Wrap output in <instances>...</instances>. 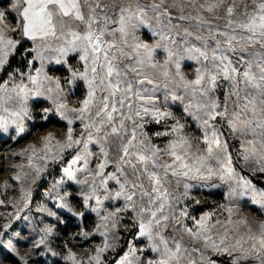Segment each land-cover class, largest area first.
<instances>
[{"label": "rangeland", "instance_id": "rangeland-1", "mask_svg": "<svg viewBox=\"0 0 264 264\" xmlns=\"http://www.w3.org/2000/svg\"><path fill=\"white\" fill-rule=\"evenodd\" d=\"M101 2L105 5L108 14L112 15L116 10L113 0H101ZM120 2L121 0H115L116 4ZM139 3L145 6L158 4L159 8L155 11L151 7L148 8L145 16L148 26H141L134 35H129L128 43L140 42L154 49L153 63L156 67L154 69L146 67L145 71L158 85V90L154 93L158 98L156 106L169 111L171 118L156 123L150 115L144 116L141 121L133 114V119L142 124V127L136 128V131L142 134L141 138L146 137L152 146L163 151L169 142L175 139L171 129L178 121L183 126V135L193 145L192 151L206 155L207 145L203 142L204 131L201 122L194 120L185 111L184 103L179 99L172 101L170 95L171 92H176L183 96V89L177 87L180 77L187 80L195 79L196 70L201 67L200 63L188 58L184 52V41H188L189 46H201L202 41L195 40L194 37L202 35L209 41L211 47H215L214 39L222 38L209 36L206 29L223 30L227 9L230 6L234 8L232 18H242L241 13L245 6L251 8V0H139ZM22 7V2L18 3V0H0V12L5 14L0 21V28H3L9 39L17 42L8 63L0 69V84L8 82L9 88L13 83H28L26 79L29 71L28 61L35 55L31 49L40 44V41L27 40L22 35V28L18 23L21 19L19 12ZM164 12L169 13L172 24L179 23L189 27L192 37L185 36L182 31L179 36H175L173 30L177 43L172 44L160 40L159 36H154L153 29L159 30L162 27L167 31L170 26L169 17L163 15ZM157 13L160 14L159 20ZM180 16L201 17L206 23L198 30L195 19L181 21ZM113 27L116 25L109 24V28ZM116 38L119 39L118 34ZM157 44L160 46L157 47ZM165 45L179 56L178 70L175 64L176 57L169 60ZM221 47L224 45L221 44ZM255 47L258 48L259 45ZM66 60L67 63L59 65L45 63L44 72L50 78L49 86L53 92L45 93L41 97L29 98L28 115L22 120V131L18 130L16 125H10L7 130L0 128V264H72L66 259L69 252L75 256L77 262L88 261L96 254L97 248L104 246L105 238L113 246L102 253L101 264H127L125 256L129 255L132 249L135 250V256L130 257L133 264H147L149 259L156 258V253L152 251L151 244L145 237H139V224L142 219H147L146 215L139 214V208L146 201L140 200L138 194L133 201H126L123 197L105 199L109 192L115 196L120 190L115 180H108L106 185L98 187L94 195L86 201L79 194L82 190L81 186L64 175V169L71 165V161L77 155L83 158L87 153H91L87 157L88 168L95 172L96 165L102 159L101 144L109 149L110 159L115 156L113 146L115 138L110 137L109 143L105 144L102 137L106 129L101 128L100 131H96V124L100 120V117L95 115L96 107L91 109V113L84 121L79 118L78 110L87 96V85L80 79L70 83L72 75L69 68L82 72L84 65L79 60L78 53H71ZM119 62L130 63L125 58H121ZM40 66L39 60L34 61L33 74ZM164 71L169 73L167 80L161 75ZM21 73L25 74L23 79ZM57 83L59 91H57ZM146 86L152 87V85ZM228 91L229 83L221 78L218 81L215 97L221 102L218 111L222 113L225 111L223 103ZM102 95L103 93L100 92L96 94L97 106ZM166 95H168L167 101ZM57 97L67 105L65 110L67 119L62 118L55 109L53 101ZM232 99L234 100L235 97ZM45 109L49 111L45 113ZM71 109L77 111L72 112ZM125 111L127 112L126 109ZM232 111L233 106L229 102L227 114L217 116L210 121L222 134L221 142H226L228 145L226 154L213 145L214 155L220 156L225 165L232 169V177L221 180L220 176L223 173L213 162V168L217 169L216 174L208 179L188 180L187 183L191 187L187 197L182 195L183 184L179 187L174 182L164 185L169 192L181 198L178 202L173 201L170 208H166L168 215L174 216L175 219L167 223L163 235L169 239L170 246L174 247L172 237H175L189 249L201 248L206 259L201 261L199 257H194L197 264H233V258L239 256V251L236 249H232V255L211 249L205 250L201 242L192 239L189 232L199 231L197 222L204 216L208 217V235H211L217 243L222 238L226 245L234 244L241 237L247 241L243 244L242 250L246 252L248 258L240 259L238 264H260L256 252L251 248L254 242L248 241L247 237L250 234L259 235L258 226L264 223V195H262L264 171L259 170L255 157L251 156V146L246 142L253 137L233 133L229 127ZM45 115L47 119L44 118ZM68 119L73 121L71 125L68 124ZM118 119L119 117L117 122ZM85 122L88 123V128L84 127ZM125 123L130 133L133 121ZM69 127L72 129L73 139L80 140L81 143L65 149L58 159H49L45 164L39 158L43 155L40 149L44 147V139L51 136L53 144L56 141L64 142ZM165 132L170 134L157 135ZM89 141H98V143ZM33 148L37 149L36 153H33ZM256 150L258 155L264 153V149L259 144L256 145ZM245 156H249L250 159L246 161ZM168 160V157H162V161ZM37 166L43 167L44 171L37 174L35 171ZM83 166L84 160L81 159L77 165H72V169L75 171ZM125 172L130 174V167H126ZM104 174L105 178L111 174L118 175L116 163H110L104 169ZM76 175L83 178V174L79 172ZM57 181H62L59 191L53 188ZM144 183L147 186L146 179ZM61 196L65 199L61 200ZM97 199L102 203L97 204ZM62 204H67L68 207H62ZM126 204L129 205L127 208H125ZM69 207L72 211L68 210ZM181 212H186L187 215H181ZM102 216H107V221L102 220ZM113 223L116 225L115 228L112 227ZM249 228L252 230L251 233ZM101 233H106V237ZM42 238L43 243L40 242ZM257 250H259L258 244ZM183 264H187V259Z\"/></svg>", "mask_w": 264, "mask_h": 264}, {"label": "snow or ice", "instance_id": "snow-or-ice-1", "mask_svg": "<svg viewBox=\"0 0 264 264\" xmlns=\"http://www.w3.org/2000/svg\"><path fill=\"white\" fill-rule=\"evenodd\" d=\"M20 2L23 7L19 12L21 19L18 23L22 28V35L27 40L40 41V44L31 49L35 55L28 61L29 71L26 75L28 83H13L10 88L7 86L8 82L0 84V113H3L0 115V128L7 130L10 125H16L18 130L22 131V120L28 115L29 98L41 97L45 93L53 92L49 86L50 78L44 72L45 63L65 64L66 58L71 53H78L79 60L84 65L83 71L77 72L69 68L72 75V80L69 82L80 79L87 85V96L78 110L79 118L84 121L91 113V109L96 107L95 115L100 117L96 131H100L101 128L106 129L102 137L105 144L109 143L110 137L115 138L113 141L115 156L110 159L109 149L101 144L102 159L96 165L95 172L88 168L87 157L91 153H87L83 158L77 155L71 161V165L64 169V175L81 186L82 190L79 194L86 201L94 195L98 187L106 185L108 180H115L120 190L115 196L109 192L105 199L123 197L126 201H133L138 194L140 200L146 201L139 208V214L147 216V219H142L139 224V237H145L150 242L152 251L156 253V258L149 259L147 264H183L185 259L187 264H197L194 257H199L201 261L205 260L201 248L189 249L175 237H172L174 247L170 246L169 239L163 235L167 223L175 219L174 216L168 215L166 208H170L173 201L178 202L181 198L169 192L164 185L174 182L179 187L183 184L182 195L187 197L191 187L187 183L188 180L211 178L216 174L217 169L223 173L220 176L221 180L232 177V169L225 165L220 156L214 155L213 145L225 154L228 145L226 142H221L222 134L210 122L217 116L227 114L229 102L233 106L229 127L233 133L253 137L246 142L251 146V156L255 157L259 170L264 171V153L258 155L256 150L257 144L264 149V0H251V8L245 6L241 13L242 18L238 19L232 18L234 8L228 7L224 29H206L209 36L222 38L214 39L215 47H211L209 41L202 35L194 37L195 40L202 41L201 46H189L188 41H184V52L188 58L200 63L201 67L197 68L195 79L187 80L180 77L177 87L183 89V96L176 92H171L170 95L172 101L179 99L184 103L185 111L194 120L201 122L204 131L203 142L207 145L206 155L192 151L193 145L183 135V126L178 121L171 129L175 139L170 141L163 151L152 146L146 137L141 138L142 134L136 131V128L142 127V124L133 119V114L141 121L144 116L150 115L156 123L171 118L169 111L156 106L158 98L154 93L158 90V85L145 71L146 67L153 69L156 67L153 63L154 49L140 42L128 43L129 35H134L141 26H148L145 19L148 8L151 7L155 11L159 8L158 4L145 6L141 5L139 0H121L116 4L113 0L116 10L109 15L101 0H18V3ZM208 10L210 11L211 8ZM4 15L0 12V21L3 20ZM159 15L157 13V20ZM163 15L169 17L170 26L167 31L162 27L159 30L153 29L154 36H159L160 40L172 44L177 43L175 36H179L181 31L185 36L192 37L189 27L179 23L172 24V18L167 12ZM179 19L181 21L195 19L198 30L206 23L201 17L180 16ZM109 24H115L116 27L109 28ZM117 34L119 39L116 38ZM221 44L224 47H221ZM256 45L259 47H255ZM16 46L17 42L9 39L3 28H0V69L8 63ZM159 46L157 44V47ZM164 47L169 60L176 57L175 64L178 70L179 56L167 45ZM121 58H125L130 63H120ZM36 60L40 61L41 66L36 68L33 74L32 69ZM167 62L166 60L165 63ZM161 75L167 80L169 73L164 71ZM24 76L25 74L21 73L22 79ZM221 78L229 83V91L223 103L225 110L223 113L218 111L221 102L215 97L218 81ZM146 85L152 87L148 88ZM57 91H59L58 83ZM97 92L103 93L99 106L96 105ZM167 99L168 95L165 96L166 101ZM53 103L60 116L67 119L66 103L61 102L59 97ZM48 111L45 109V113ZM70 111L76 112L77 109ZM117 117H119L118 122ZM44 118L47 119V116L45 115ZM126 121H133L130 133ZM72 122L68 119L69 125ZM84 127H89L87 122L84 123ZM169 134L157 133V135ZM52 141L53 137H46L44 147L40 149L43 155L39 158L45 164L49 159H58L65 149L81 143L80 140L73 139L71 127L64 142L56 141L53 144ZM89 142L98 143V141ZM32 151L36 153L37 149L33 148ZM165 156L169 158L168 161H162V157ZM81 159L84 160V166L73 171L72 165H77ZM244 159L247 161L250 157L245 156ZM29 162L32 163L31 156ZM113 162L116 163L118 175L111 174L105 178L104 169ZM213 162L217 169L213 168ZM126 167H130V174L125 172ZM35 171L39 174L44 168L37 166ZM77 172L83 174V178L77 177ZM98 177L101 179L98 180ZM145 179L148 182L147 186L144 183ZM61 183L62 181H57L53 188L59 191ZM60 198L65 199L63 196ZM101 203L97 199V204ZM61 206L68 207L67 204ZM128 206L126 204L125 208ZM68 210L72 211L70 207ZM181 215L187 213L181 212ZM101 219L107 221L108 217L102 216ZM115 226L113 223L112 227ZM197 226L199 231L194 233L190 231L189 235L194 241L201 242L203 249L229 255H232V249H236L239 251V256L233 258V264H238L240 259L248 258L246 252L242 250L243 244L247 242L243 237L231 245H226L223 238L217 243L211 235H208L207 216L201 217ZM258 227L259 235L250 234L247 240L254 242L251 248L256 252L260 264H264V223ZM251 232L249 228V233ZM101 235L106 237V233ZM40 242L43 243V238ZM112 246L105 238L104 246L97 248L96 254L88 261L77 262L71 252L66 259L72 264H101L102 253ZM131 256H135L134 249L125 256L127 264H133Z\"/></svg>", "mask_w": 264, "mask_h": 264}, {"label": "trees", "instance_id": "trees-1", "mask_svg": "<svg viewBox=\"0 0 264 264\" xmlns=\"http://www.w3.org/2000/svg\"><path fill=\"white\" fill-rule=\"evenodd\" d=\"M18 49V48H17ZM12 61V58L10 59V62Z\"/></svg>", "mask_w": 264, "mask_h": 264}]
</instances>
